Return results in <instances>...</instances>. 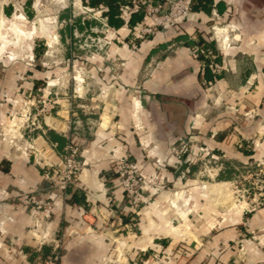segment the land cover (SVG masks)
Wrapping results in <instances>:
<instances>
[{"label":"crops","instance_id":"1","mask_svg":"<svg viewBox=\"0 0 264 264\" xmlns=\"http://www.w3.org/2000/svg\"><path fill=\"white\" fill-rule=\"evenodd\" d=\"M69 2L0 1V32L14 18L17 36L33 45V58L44 39L42 69L21 65L17 72L29 85L25 93L66 74L67 66L56 62L72 63L70 50L62 59L53 50L69 47L71 27L52 33ZM216 3L221 10L192 11L135 46L113 42L106 58L87 62L89 78L73 90L80 109L71 98L58 100L20 143L21 152L0 140V264H43L55 253L58 264H246L235 260L246 255L248 238L259 237L252 233L264 228V207L246 217L217 203L238 174L264 162V0ZM221 17L231 18L241 43L222 57L228 68L220 78L207 83L196 33ZM41 22L52 28L41 29ZM130 29L123 25L116 34L127 40ZM13 78L0 64V126ZM69 142L80 147L82 167L64 199L52 170ZM179 145L187 151L176 156ZM120 157L134 161L145 180L137 215L113 172ZM205 172L209 177L201 179ZM31 195L53 201L49 219L32 208Z\"/></svg>","mask_w":264,"mask_h":264},{"label":"rangeland","instance_id":"2","mask_svg":"<svg viewBox=\"0 0 264 264\" xmlns=\"http://www.w3.org/2000/svg\"><path fill=\"white\" fill-rule=\"evenodd\" d=\"M68 4L69 5H66L68 10L67 17L62 21L55 19L54 23H52L54 28L52 33L55 35L58 31L63 30L65 26L71 27L72 41L69 39L70 43L67 49L65 46L59 45L54 47L53 50L60 59H62L61 56L66 50L68 52L70 50L73 56V59H70L72 63L71 65H67V63L62 60L59 63L56 62L55 65L59 67L63 68L67 66L66 68H68V71L59 78H52L44 83L41 81L38 82L34 89L38 88L39 90L33 92L29 90V93L23 92L29 85L24 84V80L19 77L17 78V72L22 70L21 65L31 69L33 67L42 69V67H37V64L41 62L39 59L40 57L42 59V55L46 50V48L43 49L41 44L44 39L39 40L37 49L35 50L39 55L35 54L33 58L31 56L33 45L29 41H22L20 36H17V31L14 30V18H10L12 22L10 28L5 26V29L0 32V64L5 66L9 76L14 77L13 79H8L9 93L6 97L8 111L0 126V140L10 144L12 149L18 150L17 152H21L22 150L20 143L35 132V129L38 127L39 124L37 122L40 123V118L43 117H36L38 118V121H36L34 115L36 111H40L44 105L47 106L48 103L52 101H62L64 98H71L76 108H81L75 102V96H78L79 93H74L73 90L78 92L80 82L85 81V77L89 78L86 65L88 61H93L90 56L94 54L95 59H100L106 58L110 54V47H105V39H108L109 33L103 26L104 20L97 13L89 12L85 9L86 6L81 4L79 0H70ZM41 14L45 15L44 12ZM68 14L70 15L68 16ZM54 16L55 14L52 15L53 19ZM230 20L231 18H216L214 21H209L206 24L205 30L196 33V38H203V40L212 44L215 58L216 60L217 58L219 59L218 62L212 63L210 66L212 69L218 70L219 73L228 68L227 64L221 62L222 57L228 53L233 46L238 47L241 43V33L236 27L230 24ZM77 22L84 26L85 29L82 32L77 31ZM52 24H50V26L47 23H42L41 29L52 28ZM218 29L219 31H217ZM251 44L255 47L256 41L252 40ZM116 45L121 46L122 44ZM237 50L239 49L237 48ZM50 64L45 65L51 66ZM48 66H45V68ZM47 69L53 70L52 67ZM51 84L55 86V91L52 93L49 91ZM46 114L47 111L44 112V115ZM76 115L79 116V112H77ZM178 149L179 147H177L173 153ZM247 172L250 174L251 170L247 169L245 172L238 174L230 184L223 189L224 194L217 203L218 208L224 211L245 212L246 217H249L252 212L259 210L252 209L251 206L236 198L237 190H243L245 188L243 183L239 184L238 181L242 179L241 176L248 179L249 174ZM206 177L208 178L209 175L205 172L204 177L201 179H206ZM236 180L237 183L234 184L233 181ZM172 194L176 198H182L181 192H172ZM174 208H177V206H174ZM181 209L182 208L179 207L177 212L179 211L180 213ZM186 211L189 212L188 209ZM257 232L259 235L258 238H248V245H243V248L246 249V255L243 253L242 258L237 256L238 258H236L235 262H240L241 260V262H246V264H264V228L260 230V233L259 230L253 232L252 236H255Z\"/></svg>","mask_w":264,"mask_h":264},{"label":"built area","instance_id":"3","mask_svg":"<svg viewBox=\"0 0 264 264\" xmlns=\"http://www.w3.org/2000/svg\"><path fill=\"white\" fill-rule=\"evenodd\" d=\"M85 9L89 12L97 13L104 20L103 26L109 33L108 39H105L106 48H109L112 42L122 44L121 46L125 44L135 46L137 41L155 35L161 28H168L186 21L192 12L191 0H163L162 3L154 5L151 4L150 0H132L130 5L121 7V17L124 19L127 14L140 9L145 15V20L130 29L127 40H121L116 34L117 29L107 25L106 18L102 17L100 11H94L88 7H85ZM200 49L201 46L199 45L195 48V51L198 53ZM90 58H95V55H91ZM212 63H214L213 59L209 63L210 68ZM56 103L57 101L49 102L40 111H36L34 115L36 121H38L36 117H44L53 111ZM45 111H47L46 115H44ZM37 123L39 124V122ZM186 151V145H181L174 153L179 156ZM80 154V147L73 142H69L65 145L60 156V163L52 170V176L56 180L54 187L64 199L67 196V191L78 184V177L82 167L79 161ZM249 169L251 170L250 174L247 172L249 178L241 176L242 179L238 181L239 184L243 183L245 188L237 190L236 198L251 206L252 209H260L264 207V162L255 163ZM113 172L129 202L132 213L137 215L142 202V195L139 190L140 186L145 182L138 166L128 157H120L113 162ZM50 175L46 173V177H50ZM233 183H237V180L233 181ZM27 200L36 212L41 213L45 219L50 218L54 207L53 201L34 195L29 196ZM57 256L58 253H55L53 256L47 257L43 264H58Z\"/></svg>","mask_w":264,"mask_h":264},{"label":"trees","instance_id":"4","mask_svg":"<svg viewBox=\"0 0 264 264\" xmlns=\"http://www.w3.org/2000/svg\"><path fill=\"white\" fill-rule=\"evenodd\" d=\"M162 1L163 0H151V4L162 3ZM131 3L132 0H86V6L91 10L100 11L102 17L106 18L107 25L114 29H118L123 25H128L130 28H133L137 24L144 22L145 15L140 9L127 14L124 19L121 17V7L128 6ZM213 5L218 11L222 9L221 3L214 4V0H191V11L209 13ZM196 39L199 40L201 46L200 51L197 53V60L204 69L203 71L206 82L212 83L220 78V74H218V70L210 68L209 63L211 59H214V63L218 62L219 58L216 60L212 44L206 42V40H203V38L200 37H197Z\"/></svg>","mask_w":264,"mask_h":264}]
</instances>
